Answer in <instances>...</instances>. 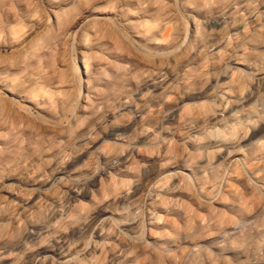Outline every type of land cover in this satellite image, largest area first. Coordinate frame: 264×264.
<instances>
[{
	"label": "rangeland",
	"instance_id": "rangeland-1",
	"mask_svg": "<svg viewBox=\"0 0 264 264\" xmlns=\"http://www.w3.org/2000/svg\"><path fill=\"white\" fill-rule=\"evenodd\" d=\"M0 264H264V0H0Z\"/></svg>",
	"mask_w": 264,
	"mask_h": 264
},
{
	"label": "bare ground",
	"instance_id": "bare-ground-1",
	"mask_svg": "<svg viewBox=\"0 0 264 264\" xmlns=\"http://www.w3.org/2000/svg\"><path fill=\"white\" fill-rule=\"evenodd\" d=\"M57 263V262H56Z\"/></svg>",
	"mask_w": 264,
	"mask_h": 264
}]
</instances>
